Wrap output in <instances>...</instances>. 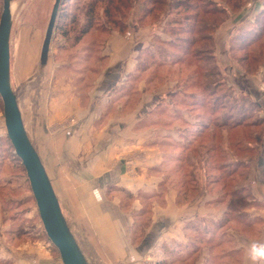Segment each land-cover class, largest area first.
<instances>
[{
	"label": "rangeland",
	"instance_id": "1",
	"mask_svg": "<svg viewBox=\"0 0 264 264\" xmlns=\"http://www.w3.org/2000/svg\"><path fill=\"white\" fill-rule=\"evenodd\" d=\"M3 1L0 0V20ZM126 1L132 8L125 10L123 17L119 15L115 25L102 9L98 15L86 17L85 7L90 0H65L60 7L45 67L40 63L41 51L56 0H21L12 4H15V8L11 10V82L26 131L43 160L65 218L90 264H117L111 263L105 248L97 247L91 239L97 235L94 232L98 219L95 213L97 211L99 214L101 210L108 214L113 212V216L122 212L131 219L129 249L123 248L124 244L120 241L106 244L107 254L112 249L122 257L126 256L122 260L127 261L131 254L137 255L130 264H238L239 258L242 262L243 251L231 258H221L223 254L237 249L239 240L244 238L249 243L256 240L264 242V127L255 130L251 139L237 146L235 142L239 138L227 129L222 131L215 124L227 120L231 105L239 107L233 113L235 117L232 122L229 121L231 124L237 122L244 112L258 121L264 120V37L258 44L253 41L256 30L260 28L256 26L255 20H264V15H261L263 12H259L256 6H264V0L195 1L196 6L210 2L226 13V19L212 35V43L202 40L208 38L210 32L198 33L203 25L198 21L188 23L186 14H195L194 9L191 12L182 9L160 12L156 9V17H149L142 22L140 18L153 5L148 0ZM88 22L93 29L88 34H82ZM175 22L180 24L177 28H180L181 34L177 36L169 32L170 23ZM122 23L125 27L123 31L118 28ZM189 24L197 28L196 35L182 29H191ZM248 30H253V33L249 34ZM113 34L122 37L129 35V42L133 40L136 49L140 50L136 58L137 70L125 79L130 81L135 94H138L141 83L146 84L151 96L154 90L170 88L169 92L157 95L159 99L151 127L171 125L172 131L182 127L184 143L177 142L173 132L168 133L169 141L163 146L166 151L161 168L164 181L154 195L140 192L134 196L126 190L117 191L115 186H108V191H102L107 203H99L103 194L94 193L91 197L95 201L91 206L93 211L89 214L86 210L88 205L85 204L90 199L89 193L85 195L81 191V188L84 190L88 186L81 187L79 179L72 178L70 169L67 175V164H64L66 154L63 142L59 143V139L66 131L67 122H71L67 108L75 102L72 99L78 100L76 104L80 101L82 106L89 104L90 96L110 62L107 55L117 48L116 40L112 39ZM183 39L197 40V44L190 46ZM248 43L252 46H243ZM247 54L250 58L243 63L242 57ZM255 56H259L257 61ZM179 57L183 63L174 64L178 63ZM163 62L165 65L161 66ZM139 65L147 69L141 70ZM214 68L219 76L213 75ZM205 87H209V90H205ZM214 91L216 94L211 96ZM248 91L258 100L261 107L259 111L243 97L250 94ZM133 92L129 90L130 94ZM141 97L140 94L133 96L137 105ZM224 97H228V101L224 102ZM196 99L197 102L194 101ZM214 102L219 106L227 104L228 109L214 114ZM112 104L107 106L106 113H113ZM163 107L167 108L164 114L161 111ZM173 111L189 119L193 126L184 121L175 123L177 116H174ZM159 118H167L168 122H160ZM88 166L85 164L83 167ZM73 170L76 172L77 169ZM88 176L84 174L83 178ZM105 186L106 180L94 185L100 189ZM169 189L179 191L183 203L199 201L200 206H204L200 208L204 218L206 213L214 216L221 215V212L223 214L218 218V223H213V227L209 226L211 223L207 219H200L192 226H187L184 231L187 236L185 245H164L150 259L148 253L142 256L137 252L148 237L155 212L159 211L157 206L164 205L165 193ZM116 200H119L120 211L111 209ZM224 221H227L226 224L219 228ZM248 222L252 224L245 230L244 223ZM1 224L10 227L11 233L6 235L9 238L50 242L25 168L8 140L4 106L0 98ZM111 235L109 240H119L118 234L116 238ZM211 237L213 243L207 245L205 240ZM54 250L60 259L59 252ZM216 256L219 257L210 261Z\"/></svg>",
	"mask_w": 264,
	"mask_h": 264
},
{
	"label": "crops",
	"instance_id": "2",
	"mask_svg": "<svg viewBox=\"0 0 264 264\" xmlns=\"http://www.w3.org/2000/svg\"><path fill=\"white\" fill-rule=\"evenodd\" d=\"M256 9L261 12L264 10V6L257 5ZM112 39L116 40L117 48L112 49L111 54L107 55L110 62L103 70L101 78L90 96L91 101L89 100L88 105L82 106L80 101L76 104L78 100L72 99L75 102L67 108V116H69L71 122H67L66 131L59 139V143L63 142V151L66 154L64 164H67V175H69L70 169L72 178H78L81 187L83 185L89 187L93 184L90 188L86 187L84 190L81 188L85 195L89 193L88 197L90 199L85 203L90 208H86L89 214L93 211L91 206L95 202L91 198L92 195L94 193L103 194V190L104 192L108 191V186H115L117 191L119 189L126 190L134 196L140 192L150 196L154 195L164 181L161 168L163 167L162 162L166 151L163 146H166L169 141L167 138L168 133L173 132L176 141L184 143L181 126V128L178 127L173 131L170 129L171 125H164L161 128L151 127V120L155 115L154 111L159 99L157 95L169 92L170 88L164 89L162 87L156 92L154 90V95L151 96V93L147 91L146 84L142 85L141 83L138 94L137 92L135 94L133 92L135 89L129 83L130 81L125 79L137 70L136 58L140 50L136 49L133 40H131V43L129 42V35L122 37L119 34H113ZM129 90L133 94H130ZM248 93L250 92L248 91ZM139 94L142 97L137 105L133 96L137 97ZM145 96L150 98L147 99ZM145 100L147 102L143 104ZM112 102L113 113H106L107 106ZM256 102L259 104L258 100ZM188 120L183 117L181 122H189L193 126V122L190 123ZM85 164L89 166L87 168L83 167ZM74 168L77 169L76 172L73 170ZM84 174L90 176L83 178ZM102 180H106L107 186L104 189L95 188L94 185H98L99 181ZM104 194L99 203H107ZM181 199V193L177 190L169 189L165 193L164 205L157 206L159 211L155 212L148 237L143 246L139 247L138 254L144 256L148 253L149 258L152 259L151 256L156 253V250L164 245H185L187 236L184 231L187 230V226L200 219H207L211 224L218 223V218L223 214L221 212V215L214 216L206 213L207 216L204 218L205 216H201L200 213V208L204 206H200L199 201L192 200V202L183 203ZM119 207V200H116L114 208L111 207V209L120 211L118 210ZM109 213L101 210L97 214L96 211L95 214L98 219L95 222L96 230L94 232L97 235L91 239L97 247L102 246L105 248V254L107 258H111L109 259L111 263H133L137 255L132 256L131 254V258L128 257L126 261L121 259H126L125 255V257H122L119 252H113L112 249L109 250L111 253L107 254L106 244H111V241L112 244L116 241L123 242V248L129 249L132 226L131 219H128L126 214L119 212L113 216V212ZM91 216H94V214ZM8 233H11L10 227L1 224V264H63L61 259L56 257L55 248L50 246V242L49 244L44 240L37 239L22 241L19 238L7 237ZM109 234H112L111 236L114 238L118 234L119 240H109ZM244 239L239 240L240 245L235 249L236 251H243L240 264H248L247 246L249 242L246 239L244 241ZM256 242H261V240H256Z\"/></svg>",
	"mask_w": 264,
	"mask_h": 264
},
{
	"label": "water",
	"instance_id": "3",
	"mask_svg": "<svg viewBox=\"0 0 264 264\" xmlns=\"http://www.w3.org/2000/svg\"><path fill=\"white\" fill-rule=\"evenodd\" d=\"M16 1L4 0L0 20V98L4 106L7 136L27 173L41 222L50 243L59 252L63 264H90L73 234L54 186L26 131L17 95L11 82V7ZM62 0H56L43 42L40 63L45 67L50 56L51 43Z\"/></svg>",
	"mask_w": 264,
	"mask_h": 264
},
{
	"label": "trees",
	"instance_id": "4",
	"mask_svg": "<svg viewBox=\"0 0 264 264\" xmlns=\"http://www.w3.org/2000/svg\"><path fill=\"white\" fill-rule=\"evenodd\" d=\"M65 0H62L61 2V7L63 5V2ZM149 3H151V5L153 6H150L148 7L147 9V13L145 16H143L142 18H140V21L142 22H145L146 19H148L149 17H156L155 16V12H156V9L159 10L160 12H163V11H168L169 9H182V10H185L187 12H191L193 9L195 11V14H186V19L188 18L189 22L188 23H191V21L193 22H199V24L203 25V28L199 30L198 33H202V32H210L211 35H209L208 38H203L202 40H208L212 43V35L214 33H216L217 29L219 28V26L224 22V20L226 19V13L225 11H221V10H218L217 8H215L212 4H209L210 2H202L201 5H198L196 6L194 3L195 1L197 0H148ZM202 1V0H200ZM155 5V7H154ZM158 7V8H156ZM132 6L131 4H129L126 0H90L89 4L85 7V16L86 17H94L95 15H98V11L100 9H102L104 12V15L109 19V21L115 25H117V20H118V16H124L123 15V12L125 10H129L131 9ZM201 9L200 11H198V9ZM165 11V12H166ZM164 12V13H165ZM263 13H261V15H264V11H262ZM59 18V17H58ZM256 22V26H260V28H258V30H256V33H255V39L253 37V41H254V44H258L259 41H262L261 39L264 37V23L262 20H255ZM169 22V21H168ZM190 26V24H189ZM177 27H180V24L179 23H173L171 24L170 23V34L173 35V36H177V35H180L181 32H179V29L180 28H177ZM191 27V26H190ZM119 30L123 31L124 30V24L122 23L121 25L118 26ZM93 27L92 25L88 22L85 24V27L82 31V34H88L90 31H92ZM184 29L186 32L189 31L190 34H195L197 33V28L194 26V27H191V29H186V28H182ZM185 33V32H184ZM248 33L251 34L253 33V30H248ZM110 35V34H109ZM183 41L185 42H188L191 45L193 44H197V40H192V41H188V40H184ZM201 41V40H199ZM252 41V42H253ZM243 46H247V47H250L252 46L251 43H248V44H244ZM260 47H262L263 45H259ZM186 53H188L186 51ZM259 57V56H257ZM257 57L255 56L254 59L255 61H257ZM248 58H250V55L247 54L246 56H243L242 57V62L245 63V62H248ZM182 58L179 57L178 58V63H174V64H181L183 63ZM156 64H159L157 63V61H155ZM165 65V62L162 63L161 66H164ZM137 68H138V65H137ZM139 68L141 70H146L147 68L146 67H140L139 65ZM215 71V68H214V74L212 72V74L216 77V76H219V73ZM211 75V76H213ZM205 90H209V87H205ZM216 94V92L214 91L212 95ZM249 94V93H248ZM245 97V100L250 102V105L253 106L254 108H256L258 111H259V108H261L259 106V104L256 102V99L251 96V94L247 95V96H243ZM198 99V97H197ZM197 99L194 100L197 102ZM228 101V97H224V102ZM200 102V101H198ZM201 104H204L203 102H200ZM181 105V104H179ZM227 107V104H222L221 106H219L217 104V102H214L213 104V113L216 114L219 110H227L228 108ZM229 107V106H228ZM230 109L228 110H231V113L228 114L227 116V120L222 122V123H216L215 126H217V128H220L222 129V131L224 130H228L231 132L232 135H236L237 138H239L235 143L236 145H241L242 143L241 142H244L246 140H249L251 139L250 137L252 135H254V131L257 130L259 131L260 130V127H264V120L263 119H260L259 121L257 119H254V116H251L249 113L247 112H244L241 116H240V119L235 122V123H232V119H234V114L235 111H237V109L239 108L238 106H235V105H231V107H229ZM167 108L163 107L161 108V111L164 113H166V110ZM230 112V111H229ZM155 113V112H154ZM173 114L174 116L176 117L175 119H177L175 121V123L177 122H181V120L183 119L181 115L177 114L175 111H173ZM179 115V116H178ZM181 116V117H180ZM160 122L161 121H166L168 122L167 118H159ZM158 120V121H159ZM180 120V121H179ZM231 121V122H229ZM171 123V122H170ZM235 131H238V132H235ZM230 137L232 138V136L230 135ZM9 140V138H8ZM10 141V140H9ZM11 143V142H10ZM12 145V144H11ZM13 147V146H12ZM250 147V146H248ZM14 149V148H13ZM248 205V204H247ZM227 221H224V222H221V226H219V228H221L222 226H224V224H226ZM193 223H191L189 226H192ZM216 224V223H215ZM215 224H210L209 226L210 227H213ZM219 224V225H220ZM245 224V230H247L248 228L246 227H250L251 226V222H248V223H244ZM216 227H218V225H216ZM206 244L207 245H212L213 243V238H207L206 240ZM198 251V250H196ZM200 251V250H199ZM196 252L192 253L195 254ZM198 253V252H197ZM241 251H231L229 252L228 254L226 253L223 254V258L221 259H224V258H231V256H234V255H240ZM219 256H216L215 258H212L210 259V261H214L215 259H217ZM238 264L241 263V260L239 258V261L237 262ZM1 264V263H0ZM167 264H171V263H167Z\"/></svg>",
	"mask_w": 264,
	"mask_h": 264
},
{
	"label": "clouds",
	"instance_id": "5",
	"mask_svg": "<svg viewBox=\"0 0 264 264\" xmlns=\"http://www.w3.org/2000/svg\"><path fill=\"white\" fill-rule=\"evenodd\" d=\"M248 264H264V242H250L247 246Z\"/></svg>",
	"mask_w": 264,
	"mask_h": 264
},
{
	"label": "bare ground",
	"instance_id": "6",
	"mask_svg": "<svg viewBox=\"0 0 264 264\" xmlns=\"http://www.w3.org/2000/svg\"><path fill=\"white\" fill-rule=\"evenodd\" d=\"M14 8H15V4H14V5H12V7H11V10H12V9L14 10Z\"/></svg>",
	"mask_w": 264,
	"mask_h": 264
}]
</instances>
